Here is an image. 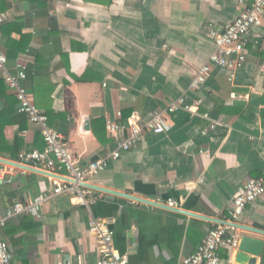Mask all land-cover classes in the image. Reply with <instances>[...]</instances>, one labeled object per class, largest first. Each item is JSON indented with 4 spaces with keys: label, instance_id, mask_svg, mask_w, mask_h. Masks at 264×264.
<instances>
[{
    "label": "crops",
    "instance_id": "1",
    "mask_svg": "<svg viewBox=\"0 0 264 264\" xmlns=\"http://www.w3.org/2000/svg\"><path fill=\"white\" fill-rule=\"evenodd\" d=\"M240 9L238 0H0V12L9 14L4 30L0 24V50L13 72L19 63L27 68L23 85L32 99L33 76L40 79L38 107L49 112V125L81 165L127 139V130L111 133L108 120H150L184 93L194 105L171 114L167 132L144 131L90 179L91 186L158 206L124 196L109 200L95 188L102 196L90 207L69 194L56 196L2 231L13 264H97L93 216L110 221L115 247L131 264H182L215 222L229 217L246 181L264 177V15L234 78L212 66L200 90L191 84L215 51L211 30H224ZM0 82V157L14 161L21 150L46 144L40 127L19 113L1 70ZM6 178L12 181H0V215L53 188L41 169L15 170ZM171 198L179 208L168 206ZM240 224L264 232V195L246 208ZM241 234L264 240L262 233ZM236 252L222 250L221 256L232 264ZM257 264H264V254Z\"/></svg>",
    "mask_w": 264,
    "mask_h": 264
},
{
    "label": "built area",
    "instance_id": "2",
    "mask_svg": "<svg viewBox=\"0 0 264 264\" xmlns=\"http://www.w3.org/2000/svg\"><path fill=\"white\" fill-rule=\"evenodd\" d=\"M238 1L241 9L234 20L230 21L222 31L211 30L210 36L216 48L209 60L193 72L192 90L202 88L212 71V66L228 71L231 79L236 76L239 69L244 67L251 31L253 27L262 22L264 0ZM8 19L7 12H0V24ZM0 70L3 72L5 82L19 100V113L40 127L46 144L42 150L37 148L21 150L18 159L14 160L23 166L21 168L11 163L0 162V181L11 182L12 179L6 178L7 175L13 174L15 170L27 173L30 171L28 168H33L49 173L53 182L51 190L44 191L31 200L18 201L8 207L5 214L0 215V264H13L10 244L2 233L9 220L18 215L39 212L47 201L62 194L71 195L78 205L90 207L102 196V194L98 195L90 184L93 176L104 171L110 160L118 159L121 156V150L130 149L144 131L150 130L156 134L165 133L171 127L169 122L171 114L180 109L192 110L194 107L193 104H188V93H184L178 99L169 102L166 108L155 111L150 120L141 121L135 117L126 123L108 120V130L114 134L118 130H127L129 133L127 139L121 141L119 146L109 154L92 160L86 165H81L67 148L64 136L49 125V116L34 103L28 89L23 85V81L28 77L27 68L19 63L13 72L9 67L8 56L0 50ZM201 101L199 100L198 103ZM117 115L121 116L122 112L119 111ZM200 152L205 153V150L202 149ZM263 195L264 177L249 178L242 191L235 197L229 210V217L223 219V222H215L198 250L185 257L182 264H229L231 259L225 261L221 256V251L225 250L231 254L238 248L242 237L240 220L246 208ZM167 204L172 208L180 207L179 201L173 198L167 200ZM89 229L98 236L100 242V257L97 264H131L129 258L115 247V230L110 225V221L93 216ZM57 264L72 263L59 261Z\"/></svg>",
    "mask_w": 264,
    "mask_h": 264
},
{
    "label": "water",
    "instance_id": "3",
    "mask_svg": "<svg viewBox=\"0 0 264 264\" xmlns=\"http://www.w3.org/2000/svg\"><path fill=\"white\" fill-rule=\"evenodd\" d=\"M0 162L11 163V164H14L20 168L23 167L19 163H16V162L10 161V160H6V159L1 158V157H0ZM28 169L36 170L33 168H28ZM92 187L110 194V196H108L109 200L116 201L117 196H124L126 198L137 201L139 203L151 204V205H155V206H158V204H159V202H152L150 200L139 198V197L133 196L131 194H127V193H123V192L122 193L116 192V191L105 189V188L101 189V188H97L95 186H92ZM172 209H174V208H172ZM203 217H206V216H203ZM220 221L223 222L224 220H218L216 222H220ZM240 227L242 230L264 234V232L262 230H259L257 228L251 227V226L240 225ZM263 254H264V240L257 238V237H254V236H251V235L245 234L241 237V241H240V244L237 248L235 259H234V262L232 264H257L258 258L260 256H262Z\"/></svg>",
    "mask_w": 264,
    "mask_h": 264
},
{
    "label": "trees",
    "instance_id": "4",
    "mask_svg": "<svg viewBox=\"0 0 264 264\" xmlns=\"http://www.w3.org/2000/svg\"><path fill=\"white\" fill-rule=\"evenodd\" d=\"M6 22V21H5ZM5 22L4 23H2V28H3V30L5 29ZM8 23H10V22H8ZM20 31H21V29H20ZM10 45H11V42L9 43ZM9 46V45H8ZM9 49L10 50H12L13 49V47L12 46H9ZM13 51H15L16 53H12L11 55H17V53L19 52V51H17V49H14ZM2 81V80H1ZM39 81H40V79L37 77V75H34L33 76V88H34V96H33V101H34V103L37 105V106H42V103H41V101L39 100V98L41 99V93H39V90H40V84H39ZM2 82H0V84H1ZM46 113V112H45ZM48 114H49V112H47ZM46 113V114H47ZM47 114V115H48Z\"/></svg>",
    "mask_w": 264,
    "mask_h": 264
}]
</instances>
